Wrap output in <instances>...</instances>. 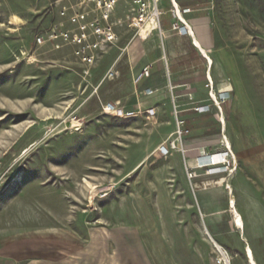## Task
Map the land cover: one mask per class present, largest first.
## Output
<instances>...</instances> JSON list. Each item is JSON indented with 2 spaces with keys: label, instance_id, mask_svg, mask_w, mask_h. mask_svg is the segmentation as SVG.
I'll list each match as a JSON object with an SVG mask.
<instances>
[{
  "label": "rangeland",
  "instance_id": "374dc122",
  "mask_svg": "<svg viewBox=\"0 0 264 264\" xmlns=\"http://www.w3.org/2000/svg\"><path fill=\"white\" fill-rule=\"evenodd\" d=\"M180 2L225 48L214 79L232 88L222 112L187 121L185 153L169 147L166 61L156 62L166 90L144 92L140 71L163 43L128 52L136 31L124 0L103 25L112 41L89 24L92 35L74 39L95 5L0 0V264H227L214 241L229 264H264V0ZM75 8L85 20L71 21ZM226 145L228 167L199 158Z\"/></svg>",
  "mask_w": 264,
  "mask_h": 264
},
{
  "label": "crops",
  "instance_id": "0c3cea01",
  "mask_svg": "<svg viewBox=\"0 0 264 264\" xmlns=\"http://www.w3.org/2000/svg\"><path fill=\"white\" fill-rule=\"evenodd\" d=\"M175 2L178 5L181 15L189 24L190 32H192L188 33L187 31L173 30L172 26L173 23L177 21V17L171 10L173 8L171 1L163 0L161 8L164 13L161 16V30H159L157 26L152 29L147 38L142 37L141 32L136 35L134 34L130 47H128V52L134 53L135 51H143L144 54H147L150 48L146 49L145 43L147 44L152 38L156 39V36H159L158 40L163 43V55L161 57L158 56V59L154 58V61L146 64V66L151 65V72L150 77L142 75L145 77L144 81H146L144 92L146 93V91L150 89L154 90V93L166 90L167 86L165 80L161 77V65L156 63L161 62V60L166 61V67L170 74L169 81L173 98L172 105L174 99L177 103L176 93L178 92L179 103L177 104L180 105L182 114L188 121L195 116L200 114H211L213 111L211 109L208 112L199 113L194 110V107L198 105L209 103L210 88L206 86L208 83L207 76H211L214 90L217 93L230 94L232 88L227 85L220 87L214 79V72L217 71L218 74L221 73V70L218 67L216 68L213 55L217 51L224 50L225 48H220L216 45L211 26L207 23L206 17L196 13L199 9L192 4L183 5L180 0H175ZM186 8H190L191 11L184 13ZM197 41L201 47L198 46ZM202 50H205L206 55L213 61L212 64ZM174 87L178 88L177 92H174ZM227 104L228 102L226 105ZM202 149L207 152L206 147ZM201 155L202 154H199V157ZM210 167L216 169L218 166L215 167L210 165Z\"/></svg>",
  "mask_w": 264,
  "mask_h": 264
},
{
  "label": "built area",
  "instance_id": "2783aa9c",
  "mask_svg": "<svg viewBox=\"0 0 264 264\" xmlns=\"http://www.w3.org/2000/svg\"><path fill=\"white\" fill-rule=\"evenodd\" d=\"M78 2V7H84L87 8L90 5H95V8L91 9L93 12H98V14L94 15L91 20L85 21V23L82 24L81 29L82 33L75 34L74 39H77L79 41L87 39V37H90L92 34L97 35L102 38L103 41H112L115 39L116 34L112 30V27L108 25L107 27H104L103 25L105 23H108L111 19V16L113 12L116 11L117 7L119 6L120 2L122 0H74ZM126 2V5L129 6L128 12L126 14L127 20L130 22V26H132L136 33H140L141 28L148 23L152 18L157 19V25L158 29L161 30V16L164 13V11L161 8L162 1L163 0H124ZM173 8L171 9L172 12L176 15L177 21L173 23V30L176 31H187L190 32V26L187 23L186 19L181 15V12L178 8V5L175 3V0H170ZM190 8H186L184 10L185 12H190ZM89 12V11H88ZM86 17V11L83 13L79 12V9H74L73 15H71V21L73 22H80V20H85ZM117 23V21L112 22V24ZM93 25V31L92 34L89 32H86L87 26ZM63 34V33H62ZM60 34L56 33L55 37H59ZM66 36H69V33L67 32L65 34ZM41 40V39H39ZM86 46L83 45L82 49L85 50ZM81 49V50H82ZM84 60H87L89 62H92L93 56L91 55H85ZM151 72V65L146 66L143 69L142 75L144 76H150ZM207 87H209V103L198 105L194 107V110L196 112H208L212 109V106L215 105L219 110H222V103H225L227 99L229 98V93H217L214 90L213 80L211 76H207ZM154 90L150 89L147 91V94H152ZM173 109L175 114V130H174V139L169 141V147L171 149L179 150L183 153L186 152L185 146H184V140L186 139L187 135L190 134L191 130L189 127H187V120L184 118L182 114V110L180 109V105L176 103L175 99L173 101ZM115 108L114 104H109L107 109ZM222 112V111H221ZM227 149H224L223 151H216V152H206L203 151V154L200 157L205 156L206 159L210 160V163L212 166H221V164H227L225 165L228 167V165L231 164V161L235 162V156L231 149V147H228L226 145ZM167 151L168 149H162L163 152ZM199 157V158H200ZM225 252V251H224ZM221 253V252H220ZM226 253V252H225ZM224 257L223 253H221ZM226 261V260H225Z\"/></svg>",
  "mask_w": 264,
  "mask_h": 264
},
{
  "label": "bare ground",
  "instance_id": "6f19581e",
  "mask_svg": "<svg viewBox=\"0 0 264 264\" xmlns=\"http://www.w3.org/2000/svg\"><path fill=\"white\" fill-rule=\"evenodd\" d=\"M175 3H176V2H175ZM22 21H23V20H22L19 16H17V15H13L12 20H11V22L14 23V24H19V23L22 22ZM191 32H192V31H191ZM197 44H198L199 47H201L198 41H197ZM202 51H203L204 55L208 58L209 62L212 64L213 61H212V60L206 55L205 50H202ZM209 65H210V64H209ZM226 144L230 145V143H229L228 141L226 142ZM227 188L230 189L231 192H232V187H231V185H228ZM229 193H230V192H229ZM231 206L234 208L233 211L236 212V209H235V208H236V204H235L234 201L231 202ZM236 216L238 217V221H240L241 219H240V217H239L238 212H236ZM240 223H241V222H240ZM239 225H240V224H239ZM240 227H242V226L240 225ZM211 239H212V238H211ZM212 240H213V239H212ZM214 245L216 246V248L218 249L219 252L223 253V255H224V259L226 260L227 264H229L228 256H227L226 253L223 251V249L220 247V245L217 244V242H215V241H214ZM251 255H252V254H251ZM251 257H252V256H251ZM252 264H257L256 261H255L254 259L252 260Z\"/></svg>",
  "mask_w": 264,
  "mask_h": 264
}]
</instances>
